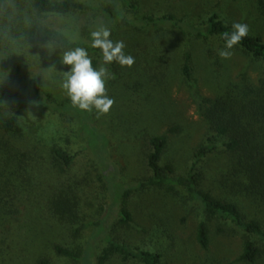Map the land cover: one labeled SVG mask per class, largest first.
<instances>
[{"label": "rangeland", "instance_id": "374dc122", "mask_svg": "<svg viewBox=\"0 0 264 264\" xmlns=\"http://www.w3.org/2000/svg\"><path fill=\"white\" fill-rule=\"evenodd\" d=\"M34 1L0 0V95L19 91L29 99H39L35 79L41 77L42 98L54 103L69 100L61 87L70 67L62 62L65 51L49 44L34 46L26 39L27 26L36 20L89 47L91 32L107 27L111 30L110 39L122 40L126 45L125 54L135 58L131 68L114 62L109 69L114 78L106 81L107 95L115 103L107 115L99 118L93 110V121L100 131L86 129L101 166H106L111 153L110 163L118 169L117 178L126 186H134L127 200L134 222L119 227L117 235L119 233V237L133 246L162 251L172 264H264V256L255 263L236 262L246 236L219 218L209 220L212 244L208 251L202 250L196 233L199 222L206 217L199 203L190 202L180 189L138 186L152 174L148 165L152 136L168 137L161 164H171L176 174H187L194 163L195 152L211 135L205 114L211 107L207 100L216 98L221 93L220 86L229 79L257 83L264 75L261 63L234 47L232 57L225 59L222 77L216 78L214 71L208 68L207 57L210 47L219 52L224 45L219 48L190 31L185 34L182 29L167 24H143L140 19L171 14L189 25L204 23L211 13L218 12L228 24L245 23L250 33L264 36V16L258 0H121L117 3L118 18L101 12L103 0H81L90 8L65 15L42 16L34 11ZM186 51L192 55L190 80L183 73ZM88 53L93 61L97 54ZM38 105L19 109L9 103L0 112V125L10 113L19 114L24 124V136L14 140L12 146L20 142L27 156L31 151L41 156L42 168L49 178L36 199L46 198L55 189L52 187L54 176L50 174L52 148H68L79 152L84 164L82 173L78 174L79 179L84 180L78 193L81 200L87 199L89 210L85 215L97 218L104 215L108 204L106 172L92 163L79 116L71 111L47 109L40 102ZM229 164L230 155L220 139L217 150L199 163L200 188L219 198L237 201L249 218L259 215L250 199L235 193L237 188L233 187ZM43 201L38 210L29 211L8 238L9 242L13 241V247L9 250L11 257L7 252L6 264H42L43 258L49 264H77L56 253L55 244L71 242L65 227L54 224L48 205L43 207ZM259 218L264 221V214ZM149 230L153 236L151 232L148 234ZM261 245L264 250V241ZM107 264L142 263L115 255Z\"/></svg>", "mask_w": 264, "mask_h": 264}, {"label": "trees", "instance_id": "16d2710c", "mask_svg": "<svg viewBox=\"0 0 264 264\" xmlns=\"http://www.w3.org/2000/svg\"><path fill=\"white\" fill-rule=\"evenodd\" d=\"M119 1L121 0H103L101 12L118 18ZM258 3L259 10L264 16V0H258ZM89 8L90 6L81 0L33 2L34 11L40 16L65 15ZM140 22L171 25L182 29L185 34L190 31L205 43L217 44L219 48L221 45L225 46L223 34L232 31V25L228 24L218 12L211 13L208 19L200 24L187 25L171 14L161 17L144 16ZM25 36L34 46L49 44L62 51L76 47L86 48L88 52L97 54L92 61L94 67L98 68L102 63V53L99 49L70 40L62 31L51 28L39 20L27 26ZM234 47L252 56L264 67V36L249 32L241 44ZM209 52L208 68L214 71L216 78H220L221 70L226 68L225 59H221L219 52L212 51L211 47ZM113 64L114 62L106 67L111 69ZM183 73L188 80L192 79V55L189 51H186ZM245 80L239 82L227 80L220 86L221 93L216 98L207 100L211 107L207 108L205 114L209 119L211 135L195 152L194 163L187 174H176L171 164H161L168 145V137L155 135L150 139L152 150L148 155V165L152 174L138 186L185 191L187 199L192 203H199L206 217L197 226L196 240L201 249L205 251L210 249L212 237L209 220L219 218L228 222L235 230L242 231L246 236L243 251L236 262L255 263L264 256L261 245L264 241V221L259 218L260 214H264V75L257 83ZM42 86V78L37 77L35 91L39 99H29L19 91L0 95V112L9 103L16 104L19 109H27L32 106L30 102L36 101L47 109L59 112L71 111L79 116L85 129V139L88 141L87 148L92 155V163L106 172L104 174L108 197L106 213L98 218L92 214H90L92 216L85 215L89 210L87 199L81 200L78 193L84 181L79 179L78 174L80 171L82 173L84 164L81 163L79 152L74 153L63 147H54L51 150L53 168L50 174L54 176L52 187L55 188L53 193L46 198L36 199L37 193L45 188V181L49 177L42 168L41 156L38 157L32 151L27 156L20 142L12 146L14 140L24 136L25 127L19 114L10 113L3 118L0 125V264H6L5 259L8 258V254L12 256L9 250L13 247V241L9 242L8 238L13 235L14 229L19 227L29 211L38 210L43 200V207L48 205L54 224L65 227L66 236L71 242L54 245L56 253L62 258L77 264H107L112 257L120 255L125 260L135 259L142 264H172L165 259L162 251L133 246L127 239L119 237V233L117 235L119 227L130 226L134 222L133 213L127 208V200L134 186H126L117 178L118 169L116 165L110 163L111 153L106 159V166H101L91 146L89 133H86V129L88 132L90 129L100 131L93 121L92 112L73 107L70 100L54 103L49 98V101L42 98L44 97L41 95ZM220 139H223V144L230 155L229 175L233 178V187L237 188L235 193L250 199L255 204L256 214L259 215L249 218L237 201L219 198L200 188L202 173L199 170V163L217 150ZM95 181L98 182L99 178ZM113 214L117 215L111 220ZM120 234L122 235L121 231ZM41 263L49 264V261L43 258Z\"/></svg>", "mask_w": 264, "mask_h": 264}, {"label": "clouds", "instance_id": "9594fccd", "mask_svg": "<svg viewBox=\"0 0 264 264\" xmlns=\"http://www.w3.org/2000/svg\"><path fill=\"white\" fill-rule=\"evenodd\" d=\"M248 33L247 24L234 22L232 31L223 34L225 46L218 53L220 58L230 59L233 55L231 49L241 44ZM110 36L111 30L107 27H102L90 34V46L99 49L102 53V63L98 68L93 66L92 58L86 48L76 47L63 53L62 62L70 67L65 73L62 89L73 107L86 112L95 110L97 118L107 115L115 103L114 99L107 95L106 81L114 76L106 65L116 62L121 67L131 68L135 63L133 56L125 54V43L122 40L114 42ZM30 103L35 107L39 106L36 101Z\"/></svg>", "mask_w": 264, "mask_h": 264}]
</instances>
